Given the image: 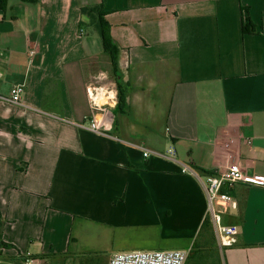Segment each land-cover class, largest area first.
Listing matches in <instances>:
<instances>
[{
	"label": "crops",
	"instance_id": "obj_1",
	"mask_svg": "<svg viewBox=\"0 0 264 264\" xmlns=\"http://www.w3.org/2000/svg\"><path fill=\"white\" fill-rule=\"evenodd\" d=\"M101 4L119 49V140L83 128L91 61L108 56L81 10ZM16 85L25 86L20 105L8 101ZM134 145L173 148L176 161ZM232 163L264 177V0L0 7V264H72L85 241L110 251L109 263L118 253L190 250L198 262L264 264V185L230 191L239 211L224 222L240 235L221 249L205 231L204 187L183 172Z\"/></svg>",
	"mask_w": 264,
	"mask_h": 264
},
{
	"label": "built area",
	"instance_id": "obj_2",
	"mask_svg": "<svg viewBox=\"0 0 264 264\" xmlns=\"http://www.w3.org/2000/svg\"><path fill=\"white\" fill-rule=\"evenodd\" d=\"M35 51H31V56ZM88 95L92 115L87 125L83 128L107 138L119 140L112 135L115 120V109L118 104L116 92L104 87L88 86ZM25 93L24 85H16L11 90L8 101L14 105H20ZM248 144L252 142L247 141ZM142 150L145 158L152 156L162 157L176 161L175 149L166 152L152 151L141 145H134ZM183 172L196 177L204 187L208 208L207 218L212 223L215 235L221 249L230 248L238 243L240 227L235 224H226L224 216L239 211V203L230 191L239 184L264 185V177L246 173L240 165L230 164L223 172H213L203 175L188 167H183ZM190 250L176 251H134L129 253H118L112 256L109 264H187ZM24 264H40L38 260L27 258Z\"/></svg>",
	"mask_w": 264,
	"mask_h": 264
},
{
	"label": "trees",
	"instance_id": "obj_3",
	"mask_svg": "<svg viewBox=\"0 0 264 264\" xmlns=\"http://www.w3.org/2000/svg\"><path fill=\"white\" fill-rule=\"evenodd\" d=\"M22 1L33 2L35 0H22ZM5 3H6V0H2L0 7H4ZM81 11H82L83 15H86L90 19V26L100 36V38L102 40V44H103L104 54L109 57L113 71L115 72V74H117L118 73V52H119V49L114 44L113 38H112L111 33H110V25L105 19V16L107 13L104 10V6L101 4L99 6L84 7V8H82ZM243 30H244V33L249 32L247 25L244 26ZM124 102H125V98L123 97L122 89L119 86L118 104H117V107L115 109V113H116V111H120ZM3 226H4V219H3L2 214L0 212V236L2 233ZM204 227H205V231L207 232V234L209 236L214 235V233H213L214 231H213L209 222H206ZM3 244L4 243H2V245ZM189 262H191V264H222L221 259H215V258L211 261L206 262V263L203 261L198 262V261H196V257H194L192 255L189 258Z\"/></svg>",
	"mask_w": 264,
	"mask_h": 264
},
{
	"label": "rangeland",
	"instance_id": "obj_4",
	"mask_svg": "<svg viewBox=\"0 0 264 264\" xmlns=\"http://www.w3.org/2000/svg\"><path fill=\"white\" fill-rule=\"evenodd\" d=\"M106 72V73H104ZM88 81L96 87H104L105 89L116 90L118 97L120 83L118 81V73L115 74L108 57L102 55L98 59L91 61V67L88 74ZM121 87V86H120ZM122 89V88H121ZM125 105V102L124 104ZM90 239V238H88ZM81 247L80 251H76L77 261L72 264H108V260L102 258H110L111 253L107 249H98L88 244V241ZM98 254V257L96 256Z\"/></svg>",
	"mask_w": 264,
	"mask_h": 264
}]
</instances>
